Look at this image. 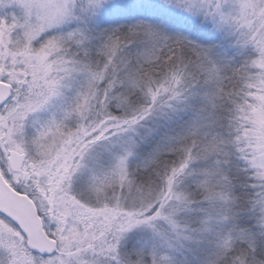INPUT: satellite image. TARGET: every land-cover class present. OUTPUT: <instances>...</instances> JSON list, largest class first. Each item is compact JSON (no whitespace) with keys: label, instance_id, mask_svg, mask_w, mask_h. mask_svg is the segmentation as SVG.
<instances>
[{"label":"snow or ice","instance_id":"obj_1","mask_svg":"<svg viewBox=\"0 0 264 264\" xmlns=\"http://www.w3.org/2000/svg\"><path fill=\"white\" fill-rule=\"evenodd\" d=\"M0 264H264V0H0Z\"/></svg>","mask_w":264,"mask_h":264}]
</instances>
